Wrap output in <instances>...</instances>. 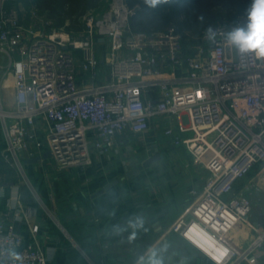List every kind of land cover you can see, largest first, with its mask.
<instances>
[{"label":"built area","instance_id":"obj_1","mask_svg":"<svg viewBox=\"0 0 264 264\" xmlns=\"http://www.w3.org/2000/svg\"><path fill=\"white\" fill-rule=\"evenodd\" d=\"M9 1L0 0V70L14 76L16 106L6 109L0 92L4 160L23 171L21 154L32 143L40 156L50 152L61 170L85 168L96 154L117 155L126 133L159 132L207 174L202 188L191 191L188 217L172 231L204 264H255V252L264 246V210L262 223H253L249 196L264 181V60L225 44V34L245 18L219 20L212 43L205 31L192 37L175 26L134 32L130 20L137 9L126 0H103L105 9L98 16L86 13L74 38L27 26ZM5 190L0 184V197ZM12 210L9 202L0 223V264H51L38 227L28 238L16 230L30 214L21 203ZM237 223L254 234L241 252L222 238ZM12 247L18 262L7 254Z\"/></svg>","mask_w":264,"mask_h":264},{"label":"crops","instance_id":"obj_2","mask_svg":"<svg viewBox=\"0 0 264 264\" xmlns=\"http://www.w3.org/2000/svg\"><path fill=\"white\" fill-rule=\"evenodd\" d=\"M0 92L4 107L14 109L15 80L11 72L4 76L0 70ZM5 142L0 125V184L6 187L5 197H0V223L5 221L9 202L12 214L21 203L30 216L17 222L16 230L28 238L33 227H38L37 237L52 257L51 264H88L92 255L105 264H135L136 257L148 246L161 242L167 246L164 264L205 263L197 250L172 231L179 218L188 217L194 199L191 191H199L204 184L202 171L184 148L170 146L161 133L152 131L142 137L126 133L119 138L117 155L96 154L91 166L68 171L59 169L52 159L27 163L40 156L32 143L21 154L23 171L12 167L3 158ZM156 149L161 155L163 149H172L184 158L191 177L183 193L177 194L176 188L172 189L174 182L170 190L166 189L167 181L171 182L169 177L164 181L160 175L148 172L162 162L163 155L160 161L143 166ZM126 165L130 170H138V175L96 197L106 185L126 175ZM153 182L159 183L158 186L147 185ZM260 194L256 191L251 197L253 223L260 222L259 215L264 210V205L254 201ZM136 212L144 213L147 223L146 230L139 232L133 242H127V232L121 236L110 234L111 225L123 223ZM253 235L246 224L237 223L222 238L232 249L241 252L252 242ZM255 258V264H264V246L256 250Z\"/></svg>","mask_w":264,"mask_h":264},{"label":"trees","instance_id":"obj_3","mask_svg":"<svg viewBox=\"0 0 264 264\" xmlns=\"http://www.w3.org/2000/svg\"><path fill=\"white\" fill-rule=\"evenodd\" d=\"M26 6L37 5L47 10L50 18L64 26L68 19L77 22L78 18L98 4V0H22ZM130 7L136 8L135 16L130 20L134 32L152 33L163 31L175 22L177 30L184 34H200L208 26H215L221 20L214 14L216 6L223 5L235 8L236 12L228 18L235 21L245 18L246 9L251 0H167L156 8H149L144 0H126ZM19 0H10L7 7L16 6ZM180 14L183 20L179 21ZM202 18V19H201ZM203 29V30H202Z\"/></svg>","mask_w":264,"mask_h":264},{"label":"clouds","instance_id":"obj_4","mask_svg":"<svg viewBox=\"0 0 264 264\" xmlns=\"http://www.w3.org/2000/svg\"><path fill=\"white\" fill-rule=\"evenodd\" d=\"M166 2L167 0H144L145 5L149 8H156L159 4ZM217 34L218 29L211 25L205 29V37L209 42L214 43ZM225 44L240 55L250 54L258 60H264V0H251L246 9L245 19L239 26L233 27L225 34ZM146 223L144 213H132L123 223L111 225L110 234L121 236L127 232V242L131 243L139 232L146 230ZM166 250L167 246L163 242L150 245L136 257L135 264H164L163 253ZM7 254L14 262L21 260L15 247L9 248Z\"/></svg>","mask_w":264,"mask_h":264},{"label":"rangeland","instance_id":"obj_5","mask_svg":"<svg viewBox=\"0 0 264 264\" xmlns=\"http://www.w3.org/2000/svg\"><path fill=\"white\" fill-rule=\"evenodd\" d=\"M107 1V0H106ZM16 7L21 11L23 22L27 26L36 27L39 31L44 32H52V31H61L66 32L72 35L74 38H78L80 36V33L83 30V17L86 15V13L92 14L94 16H98L104 9H105V1L98 0V4L96 7L88 10L84 15L78 18V21H72L71 19H68L64 26H59L58 21L55 19L50 18L49 13L47 10L43 9L40 6L37 5H30L26 6L25 3L22 0H19ZM137 8V7H136ZM214 14L219 15L221 20L226 19L228 20L231 15H233L236 10L235 8H229L227 6L219 5L216 6L213 9ZM183 14H180L179 21L183 20ZM177 23L173 22L170 26H176ZM203 30V29H202ZM184 33H187L189 36L196 37L199 34H191L190 32L186 31ZM101 48H99V52L101 53ZM102 53H104V47L102 50ZM79 54V53H76ZM1 125V124H0ZM162 135V134H161ZM163 137V135H162ZM164 139H166L164 137ZM171 146V144H170ZM163 160L160 164H157L154 166L152 171L149 169V173L160 175L161 178H164V181H167V178L171 180V182L166 183V186L168 190H170L172 187V183L174 182L175 186L172 188L175 190L176 193L181 194L185 191L186 186L188 185L190 173L186 169V165L184 166V158L181 155H176V152L172 149L170 151H167L166 149L162 150ZM168 152V153H167ZM202 171V170H201ZM256 171V170H255ZM205 172H201L203 174L202 179L205 180L207 178V174ZM254 171L251 173L253 174ZM261 177H264V175H261ZM163 181V179H162ZM161 183V182H160ZM245 183V179L240 181L238 183V186L235 191H238L242 185ZM157 182L148 183L149 186H158ZM259 185V191L262 193L258 195L257 198H254V201H259L257 205H264V181L262 179L258 180ZM252 195L249 196L251 199ZM225 199L231 198V197H224Z\"/></svg>","mask_w":264,"mask_h":264},{"label":"water","instance_id":"obj_6","mask_svg":"<svg viewBox=\"0 0 264 264\" xmlns=\"http://www.w3.org/2000/svg\"><path fill=\"white\" fill-rule=\"evenodd\" d=\"M100 41H103V39H101ZM159 150L156 149V152L149 158L147 159L144 163H143V166H149L153 163H156L158 161H160L162 159V155L158 152ZM52 155L50 152H47L45 154H43V156H37V157H33L31 160L27 161V163H40L42 162L43 160H47V159H51ZM124 170L126 172V175L124 177H122L121 179L120 178H117L115 179L114 181H112L111 183H109L108 185H106L104 187V189H102L101 191H99L96 195L97 196H100L102 195L104 192H107V191H110L111 189H113L115 186H117L118 184L121 183V181H124L126 179H130V178H133L134 176L138 175V170L136 169H132L130 170L129 166L126 165L124 167ZM260 224L262 223V218L260 217ZM91 259L93 261H96L95 260V257L92 255L91 256ZM96 262H99V261H96Z\"/></svg>","mask_w":264,"mask_h":264}]
</instances>
